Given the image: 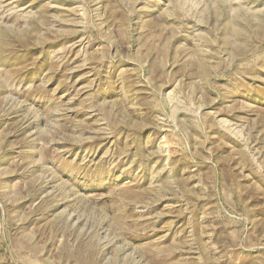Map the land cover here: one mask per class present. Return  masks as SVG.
I'll return each mask as SVG.
<instances>
[{
    "label": "rangeland",
    "instance_id": "374dc122",
    "mask_svg": "<svg viewBox=\"0 0 264 264\" xmlns=\"http://www.w3.org/2000/svg\"><path fill=\"white\" fill-rule=\"evenodd\" d=\"M0 264H264V0H0Z\"/></svg>",
    "mask_w": 264,
    "mask_h": 264
}]
</instances>
